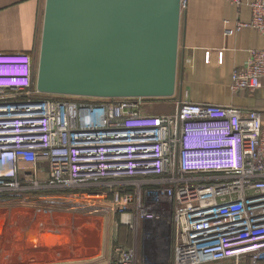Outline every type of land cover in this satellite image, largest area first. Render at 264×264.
I'll use <instances>...</instances> for the list:
<instances>
[{"label": "built area", "instance_id": "1", "mask_svg": "<svg viewBox=\"0 0 264 264\" xmlns=\"http://www.w3.org/2000/svg\"><path fill=\"white\" fill-rule=\"evenodd\" d=\"M229 1L250 9L237 29L264 35V0ZM33 70L29 55L0 52V199L107 187L126 225L158 219L139 198L158 181L170 205L169 264H264L261 111L178 101L154 115L153 97L43 94ZM259 88L264 50H250L231 89ZM120 179L137 181L113 189ZM106 264H137L135 247L116 248Z\"/></svg>", "mask_w": 264, "mask_h": 264}, {"label": "water", "instance_id": "2", "mask_svg": "<svg viewBox=\"0 0 264 264\" xmlns=\"http://www.w3.org/2000/svg\"><path fill=\"white\" fill-rule=\"evenodd\" d=\"M181 0H45L36 88L94 98L175 93Z\"/></svg>", "mask_w": 264, "mask_h": 264}, {"label": "rangeland", "instance_id": "3", "mask_svg": "<svg viewBox=\"0 0 264 264\" xmlns=\"http://www.w3.org/2000/svg\"><path fill=\"white\" fill-rule=\"evenodd\" d=\"M38 51L32 55L35 80ZM150 101L147 112L154 115L173 113L178 103L176 96L152 98ZM136 181L117 180L119 186L113 189L129 190L135 187ZM39 183L44 185L43 178L39 179ZM141 187L143 188L139 192L140 204L157 215L158 219L126 225L120 223V211L111 203L113 197L107 187L72 191L54 190L56 187H52L53 190L47 192L40 190V193L34 194L5 195V204H0V211H5V216H2L5 217V264H106L114 250L122 246L135 247L137 264H169L171 256L169 201L158 181H155L152 188L148 184ZM84 220L89 221L90 225L89 231L83 230V235L80 230L82 224L79 222ZM129 225L133 226V231ZM45 226L48 232L45 233L44 230L43 233L46 234L44 238L47 237V240L42 238L40 230ZM61 227L67 230L63 229L66 233H62L64 235L60 244ZM52 230L55 233H52ZM66 239L81 248L77 250L73 246L74 251L71 249L72 246L67 247ZM119 239L128 241L124 244ZM69 249L73 252H67Z\"/></svg>", "mask_w": 264, "mask_h": 264}, {"label": "crops", "instance_id": "4", "mask_svg": "<svg viewBox=\"0 0 264 264\" xmlns=\"http://www.w3.org/2000/svg\"><path fill=\"white\" fill-rule=\"evenodd\" d=\"M44 1L0 0L1 53H25L32 59L39 50ZM181 2L173 96L178 101L253 108L264 117V88L242 93L231 89L232 73L243 67L249 51L264 50V35L249 27L236 28L250 20L249 7H237L229 0ZM2 216L5 211H0V264H5ZM88 222L79 224L89 226Z\"/></svg>", "mask_w": 264, "mask_h": 264}, {"label": "bare ground", "instance_id": "5", "mask_svg": "<svg viewBox=\"0 0 264 264\" xmlns=\"http://www.w3.org/2000/svg\"><path fill=\"white\" fill-rule=\"evenodd\" d=\"M49 222V221H48ZM44 223V222H43ZM36 224V223H35ZM45 224V223H44ZM51 223L49 222V225H50ZM47 225V224H46ZM41 226H43V225H41ZM88 225H85V226H82L81 227V232H82V234L84 235V231L86 230V232L87 231H89V226L87 227ZM55 228V227H54ZM53 229V228H52ZM64 228L63 227H61L60 228V230L62 231L60 234H61V236H60V244H61V242H62V235H64V234H62V233H66V231H64V230H67V228H65L64 230H63ZM35 230V229H34ZM40 230H41V234H42V238H44V235H46V234H44L43 232H44V230H45V233H47L48 232V228L45 226V227H41L40 228ZM59 230V229H58ZM84 230V231H83ZM94 230V229H93ZM91 231V230H90ZM68 232V231H67ZM52 233H55V231H53L52 230ZM51 233V234H52ZM71 233V232H70ZM49 234H50V232H49ZM69 234V233H68ZM30 235V234H29ZM89 235V234H88ZM68 236V235H67ZM87 236V235H86ZM90 236V235H89ZM48 237H51L50 235H48ZM52 237H54V236H52ZM56 237V236H55ZM88 237V236H87ZM93 237V236H92ZM47 237H45L44 239H46ZM86 238V237H85ZM56 239H57V237H56ZM68 239V238H67ZM67 239H66V245H68L67 247H71V249H73V246H74V249H77L78 250V248H81L80 246H76L75 244H71V241H67ZM84 239V238H83ZM47 240V239H46ZM54 240V239H53ZM42 241L44 242V240L42 239ZM55 241V240H54ZM85 241V240H84ZM96 241V240H95ZM21 242V241H20ZM83 243V242H82ZM86 243H87V241H86ZM13 244V243H12ZM11 244V245H12ZM52 244V243H51ZM54 244H55V242H54ZM54 244H53V246H54ZM59 244V243H58ZM70 244V245H69ZM41 245V244H40ZM47 245V244H46ZM57 245V244H56ZM55 245V246H56ZM81 245V244H80ZM10 246V245H9ZM41 247H42V245H41ZM60 247V246H59ZM52 248V247H51ZM63 248V247H62ZM82 248H83V246H82ZM46 249V248H45ZM64 249V248H63ZM71 249H69V251L67 250V252H71L72 250ZM73 249V250H74ZM47 250V249H46ZM55 251V250H54ZM75 251V250H74ZM62 252H63V250H62ZM73 252V251H72ZM40 253V252H39ZM41 253H42V251H41ZM64 253V252H63Z\"/></svg>", "mask_w": 264, "mask_h": 264}, {"label": "trees", "instance_id": "6", "mask_svg": "<svg viewBox=\"0 0 264 264\" xmlns=\"http://www.w3.org/2000/svg\"><path fill=\"white\" fill-rule=\"evenodd\" d=\"M32 60V59H31ZM33 72H34V70H33ZM121 242H123L124 244H126L127 243V241L128 240H125V241H123L122 239H119Z\"/></svg>", "mask_w": 264, "mask_h": 264}]
</instances>
